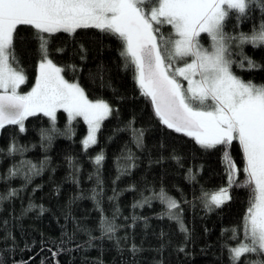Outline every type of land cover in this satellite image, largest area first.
I'll use <instances>...</instances> for the list:
<instances>
[{
    "label": "trees",
    "instance_id": "obj_1",
    "mask_svg": "<svg viewBox=\"0 0 264 264\" xmlns=\"http://www.w3.org/2000/svg\"><path fill=\"white\" fill-rule=\"evenodd\" d=\"M261 23L264 6L257 0L243 17L230 11L223 30L228 37L251 34ZM161 31L167 37L171 28L164 25ZM199 43L208 47L207 34L201 33ZM121 50L120 40L95 28L57 33L50 40V57L65 69V79L78 82L88 99H104L114 111L87 152L81 143L86 124L78 117L69 122L62 110L57 111L54 133L52 121L40 113L24 121L23 133L16 125L0 129V264H231L229 249L244 237L249 188L234 186L230 200L211 210L205 207L206 198L227 185L224 147L202 149L192 138L163 125L150 100L141 95ZM15 51L27 76L20 89L27 91L35 83L41 58L29 26L18 27ZM229 51L234 75L264 85V45L246 43ZM244 56L258 67L249 68L246 60L239 67ZM130 122L143 131L141 147L128 130ZM42 133L51 140H42ZM13 142L26 151L9 155ZM229 151L243 182L238 142ZM101 152L104 160L96 165L94 158ZM22 161L40 168L39 174L26 180L29 165ZM14 166L21 171L10 177ZM101 188L92 199L93 190ZM161 189L179 204L174 211L187 233L154 198ZM12 190L16 195L9 196ZM145 198L150 202L134 207ZM102 217L116 227L111 238L102 234ZM254 259L251 254L238 264Z\"/></svg>",
    "mask_w": 264,
    "mask_h": 264
},
{
    "label": "snow or ice",
    "instance_id": "obj_2",
    "mask_svg": "<svg viewBox=\"0 0 264 264\" xmlns=\"http://www.w3.org/2000/svg\"><path fill=\"white\" fill-rule=\"evenodd\" d=\"M255 3L257 0H0V129L16 125L23 133L24 121L42 113L52 121L54 133L57 111L63 110L69 122L83 117L88 125L87 136L81 141L84 151L97 144V132L114 109L104 99H88L78 82L65 79L62 75L65 69L50 57L49 44L57 33L72 35L82 28H95L115 36L121 41L120 55L125 66L132 67L141 95L150 100L160 122L192 138L202 149L224 147L222 162L227 185L207 197L205 207L211 210L212 206L220 207L230 200L229 190L234 186L249 188L244 237L229 249V258L231 264H238L242 257L255 254L257 259L250 264H264L260 258L264 257V85L245 82L234 75L233 61L229 59L230 41H238V47L246 43L264 45V23L251 34L228 37L223 30L230 11L243 17ZM259 4L264 6V0H259ZM164 25L171 28L167 37L161 31ZM19 26L33 30L41 57L35 83L26 94L18 91L27 81L15 51ZM201 33L213 41L211 52L200 45ZM245 60L249 68L258 67L247 56L238 66L244 67ZM69 67L76 70L74 65ZM182 81L187 82L186 87ZM131 124L128 130L141 147L143 131ZM51 138L42 133V140ZM233 142H238L243 156V182L238 180L240 169L229 151ZM7 151L9 155L22 154L26 149L13 142ZM173 159L179 161L178 157ZM103 160L101 152L94 163L100 165ZM25 163L29 165L24 174L26 180L39 174L40 168L31 162H21ZM20 171L14 166L9 176L14 177ZM102 191L94 189L92 199ZM8 195H16V190ZM154 198L166 206L168 217L177 220L180 230L187 233L174 211L180 207L177 201L163 189ZM149 202L145 198L134 207ZM100 226L102 234L109 238L116 231L115 225L103 217Z\"/></svg>",
    "mask_w": 264,
    "mask_h": 264
},
{
    "label": "rangeland",
    "instance_id": "obj_3",
    "mask_svg": "<svg viewBox=\"0 0 264 264\" xmlns=\"http://www.w3.org/2000/svg\"><path fill=\"white\" fill-rule=\"evenodd\" d=\"M206 34V33H205ZM208 36V35H207ZM208 39H209V44H208V47L207 48H204V49H207L209 52H211L212 51V45H213V41L211 40V38L208 36ZM238 41H235V42H229V49H232V48H237L238 46ZM237 52H238V50H237ZM180 66H182V63L180 64ZM37 74V73H36ZM182 83L184 84V86L186 87L187 86V82L186 81H182ZM34 85V84H33ZM32 85V86H33ZM32 88V87H31ZM31 88L29 89V90H27V91H22L20 88L18 89V91L21 93V94H26L27 92H29L30 90H31ZM93 101H95V100H93ZM63 111V110H62ZM40 114H42V113H40ZM67 114V113H66ZM68 117V116H67ZM78 118H81L83 121H84V119H83V117H78ZM84 123H85V121H84ZM86 124V123H85ZM86 126H87V132H86V134H85V136H84V138L87 136V133H88V125L86 124ZM83 138V139H84ZM214 194V193H213ZM211 196V195H210ZM209 196V197H210Z\"/></svg>",
    "mask_w": 264,
    "mask_h": 264
}]
</instances>
